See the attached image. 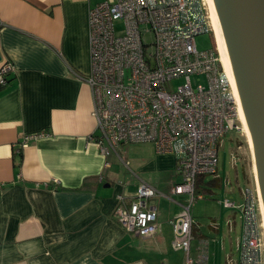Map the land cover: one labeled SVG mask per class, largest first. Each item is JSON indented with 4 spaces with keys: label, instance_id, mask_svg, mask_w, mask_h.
<instances>
[{
    "label": "crops",
    "instance_id": "0c3cea01",
    "mask_svg": "<svg viewBox=\"0 0 264 264\" xmlns=\"http://www.w3.org/2000/svg\"><path fill=\"white\" fill-rule=\"evenodd\" d=\"M96 3L0 0V67L13 66L0 89V264L186 262L185 252L173 248L170 223L188 203L187 195L171 194L180 180L175 156L141 143L121 145L122 160L105 158L91 140L97 122L85 78L88 13ZM33 134L42 135L20 148ZM141 181L159 191L151 200L159 230L147 238L133 236L114 217L117 196H132ZM222 211L211 216L210 228L222 231L225 218L221 252L233 264L242 221ZM193 224L195 251L210 246L194 217Z\"/></svg>",
    "mask_w": 264,
    "mask_h": 264
},
{
    "label": "built area",
    "instance_id": "2783aa9c",
    "mask_svg": "<svg viewBox=\"0 0 264 264\" xmlns=\"http://www.w3.org/2000/svg\"><path fill=\"white\" fill-rule=\"evenodd\" d=\"M117 21H122L120 31ZM88 30L91 70L85 79L97 122L91 140L105 158H120L123 144L141 143L175 156L180 180L171 194L187 195L188 203L170 220L173 248L185 252V264H208L202 246L198 257H191V206L205 198L196 193L197 179L220 178L222 138L245 134L240 100L217 48L208 0H100L89 9ZM206 33L214 36L215 47L199 50L195 39ZM12 69L9 63L0 67V85L8 83ZM194 75L204 76L205 83L193 86ZM177 79L183 83L171 88ZM41 135L25 136L20 148ZM255 184L256 189H241V205L221 201L239 210L242 221L241 258L233 264H264L263 215ZM158 195L156 187L141 181L132 196H117L115 220L135 237H152L159 226L151 200Z\"/></svg>",
    "mask_w": 264,
    "mask_h": 264
},
{
    "label": "water",
    "instance_id": "95a60500",
    "mask_svg": "<svg viewBox=\"0 0 264 264\" xmlns=\"http://www.w3.org/2000/svg\"><path fill=\"white\" fill-rule=\"evenodd\" d=\"M251 133L264 207V0H208Z\"/></svg>",
    "mask_w": 264,
    "mask_h": 264
},
{
    "label": "rangeland",
    "instance_id": "374dc122",
    "mask_svg": "<svg viewBox=\"0 0 264 264\" xmlns=\"http://www.w3.org/2000/svg\"><path fill=\"white\" fill-rule=\"evenodd\" d=\"M100 0H97L99 2ZM117 30L122 29V21L116 22ZM197 48L199 50L211 49L215 47V40L212 33H206L198 35L195 39ZM191 82L193 86L199 83H205L204 76H191ZM183 83V79L173 80L170 83L171 88H176ZM219 159V171L218 175L222 180L220 187L214 189L216 194L213 198H203L196 200L191 206V214L195 221L199 224L200 229L205 235H208L209 240L212 242L209 244H203L205 251L208 254V264H226V258L224 253L221 252L222 243L224 241L223 231L227 229V223L225 218L222 222L218 223L222 231L216 233L210 228L211 216L220 215L221 210L225 213H232L236 215V220L240 223V212L235 208H226L219 202L226 199L235 201L237 205H241L243 202V196L241 189L250 187L256 189L255 175L253 171L252 152L247 136L239 135L237 133L226 134L221 141V145L218 152ZM223 208V209H222ZM199 239L194 238L191 245V257L195 259L194 255L198 256V251L195 247L198 246ZM200 247V246H199ZM235 253V258L240 260V252ZM197 258V257H196Z\"/></svg>",
    "mask_w": 264,
    "mask_h": 264
},
{
    "label": "bare ground",
    "instance_id": "6f19581e",
    "mask_svg": "<svg viewBox=\"0 0 264 264\" xmlns=\"http://www.w3.org/2000/svg\"><path fill=\"white\" fill-rule=\"evenodd\" d=\"M213 29H214V25H213ZM214 34H215V39H216V43H217V48L219 50V53H220V56H221V59H222V62L229 74V77H230V80H231V83L234 87V90H235V93L237 95V97L239 98L240 100V104H241V114H242V119H243V123H244V132H245V135L247 136L248 138V142H249V145H250V150L252 152V164H253V171H254V175H255V179H256V166H255V156H254V146H253V141H252V137H251V133L249 131V128H248V124H247V120H246V117H245V113H244V110H243V106H242V103H241V99H240V96H239V92H238V88H237V85L235 83V80L233 78V75L228 67V64L226 62V59L224 57V54L222 52V49H221V46L219 44V41L217 39V35L215 33V29H214ZM258 191H259V188H258ZM259 198H260V202H261V210H262V215H263V227H264V207H263V203H262V199H261V195L259 193Z\"/></svg>",
    "mask_w": 264,
    "mask_h": 264
},
{
    "label": "trees",
    "instance_id": "16d2710c",
    "mask_svg": "<svg viewBox=\"0 0 264 264\" xmlns=\"http://www.w3.org/2000/svg\"><path fill=\"white\" fill-rule=\"evenodd\" d=\"M4 85H0V89L3 88ZM222 181L220 178H214L206 180L205 177L200 176L197 179L196 183V193L203 194L205 197H209L214 194V189L220 187ZM193 235L194 238L198 237V229H196V225L193 224Z\"/></svg>",
    "mask_w": 264,
    "mask_h": 264
}]
</instances>
